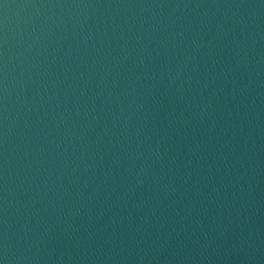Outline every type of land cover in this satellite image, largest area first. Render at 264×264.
Segmentation results:
<instances>
[{
	"label": "water",
	"instance_id": "obj_1",
	"mask_svg": "<svg viewBox=\"0 0 264 264\" xmlns=\"http://www.w3.org/2000/svg\"><path fill=\"white\" fill-rule=\"evenodd\" d=\"M0 264H264V0H0Z\"/></svg>",
	"mask_w": 264,
	"mask_h": 264
}]
</instances>
